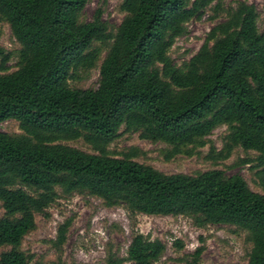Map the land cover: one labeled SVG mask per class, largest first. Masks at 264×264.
I'll return each instance as SVG.
<instances>
[{
    "label": "trees",
    "instance_id": "obj_1",
    "mask_svg": "<svg viewBox=\"0 0 264 264\" xmlns=\"http://www.w3.org/2000/svg\"><path fill=\"white\" fill-rule=\"evenodd\" d=\"M86 1L0 0V19L18 44L11 70L12 53L0 45V121L15 119L20 130H0V245H9L0 264H39L17 246L58 192L87 193L134 213L186 215L197 226L234 225L250 243L246 264H264V28L255 6L121 0L122 18L111 29L99 6L81 18ZM206 9L220 18L176 65L169 47ZM96 43L104 47L96 86H71L68 79L97 60ZM221 124L222 144L210 157L225 158L235 145L253 150L243 162L253 161L262 192L238 173L163 172L107 150L122 126L164 142L165 158L191 154ZM76 137L94 152L63 142ZM65 226H57V246ZM164 248L159 238L134 232L125 255L108 252L105 264H157ZM200 250L184 253L182 264H196Z\"/></svg>",
    "mask_w": 264,
    "mask_h": 264
},
{
    "label": "rangeland",
    "instance_id": "obj_2",
    "mask_svg": "<svg viewBox=\"0 0 264 264\" xmlns=\"http://www.w3.org/2000/svg\"><path fill=\"white\" fill-rule=\"evenodd\" d=\"M121 0H87L81 13L82 19H89L95 7H100L102 17L113 29L122 18L123 11L119 8ZM235 0H220L225 6ZM252 3L257 11V25L264 28V0H245ZM213 11L206 9L200 17L191 18L185 23V32L175 37L169 47L168 54L172 61L179 65L188 59L202 43L212 23L220 18L213 17ZM0 45L12 54L7 61V70L16 66L15 51L18 44L12 37L5 21L0 19ZM98 58L88 69L78 72L68 79L75 87H95L98 80V66L104 53V47L95 44ZM0 130L9 133L19 132L15 119L0 121ZM225 125L214 127L205 136L206 142L195 147L191 154L179 152L169 158L164 157L167 145L162 141H151L141 138L138 131H124L122 126L119 134L109 142L107 150L114 156L124 153L131 158L149 164L163 172H185L219 168L227 175L238 173L248 186L262 192L255 176L253 161L243 162L252 158L253 150L243 149L239 145L231 148L225 158H211L210 155L221 147ZM63 142L94 152L82 137L64 140ZM210 145L214 149L210 151ZM2 208H0V215ZM66 222L64 238L60 245L52 241L56 236L57 226ZM134 232H141L150 238H159L165 245L157 264H182L180 257L201 247L196 264H246L250 243L245 232L234 225L225 223H207L195 225L186 215H147L130 212L122 205L105 206L102 200L87 193L71 192L57 196L46 206L45 213L34 215V225L21 238L18 248L28 257L29 263L39 264H105L106 254L114 257L124 256L126 246ZM181 243L176 246L174 240ZM9 245H0V251ZM122 264H127L124 261Z\"/></svg>",
    "mask_w": 264,
    "mask_h": 264
}]
</instances>
